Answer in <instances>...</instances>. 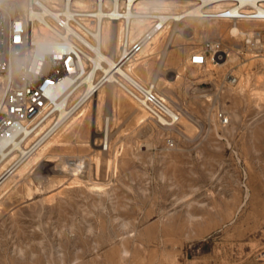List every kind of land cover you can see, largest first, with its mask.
<instances>
[{"label":"rangeland","instance_id":"374dc122","mask_svg":"<svg viewBox=\"0 0 264 264\" xmlns=\"http://www.w3.org/2000/svg\"><path fill=\"white\" fill-rule=\"evenodd\" d=\"M174 27L132 74L180 122L100 87L0 187V264H264V49L246 36L264 22ZM206 41L223 57L193 66Z\"/></svg>","mask_w":264,"mask_h":264},{"label":"built area","instance_id":"2783aa9c","mask_svg":"<svg viewBox=\"0 0 264 264\" xmlns=\"http://www.w3.org/2000/svg\"><path fill=\"white\" fill-rule=\"evenodd\" d=\"M147 3L158 6L142 9ZM191 19L233 25L264 22V0H26V9L14 16L0 4V136L19 126L27 143L47 127L25 147L26 157H19L3 175L21 166L76 113L79 99H72L85 87L83 79L95 73L103 74L99 88L114 84L150 120L177 125L180 115L132 70L162 32ZM106 25L120 29L115 62L107 73L93 60L101 51L108 53L102 47ZM246 36L250 45L264 49L263 32ZM221 57L220 43L206 41L190 63L204 67ZM219 119L226 122L222 114ZM100 146L107 150L106 141Z\"/></svg>","mask_w":264,"mask_h":264},{"label":"bare ground","instance_id":"6f19581e","mask_svg":"<svg viewBox=\"0 0 264 264\" xmlns=\"http://www.w3.org/2000/svg\"><path fill=\"white\" fill-rule=\"evenodd\" d=\"M10 3L13 4V7L8 8L9 7L8 5H10ZM0 4L4 5L7 8L8 13H9L10 16H14L16 14H19V13H21L22 11H24L26 9V1L25 0L24 1L23 0H0ZM142 5H143L142 6V9H146V7H149V6H153V8H156V6H158V5L151 4V3L142 4ZM170 5L171 4H166L165 6L168 7ZM177 25H178V23L175 24V27H174L173 31L175 29H177ZM136 26L139 28V30L141 32L142 31V28H141L142 23L138 22V23H136ZM119 31H120L119 27L117 28V27L112 26V25H106L105 28H104L103 35H102V47L108 53H104L103 51H101V53H98V56L96 58L93 57V60H94L95 64H98V66L101 64L100 65L101 66L100 69L103 72H106L107 73L108 72V69L115 62L114 61V56L116 54V51H117V48H118V45H119V42H118L119 34H120ZM163 33L164 32H162L161 34H163ZM231 33L233 35H238V34L241 33V31L235 26L231 30ZM151 50H153V49H151ZM102 75L103 74L99 75V74L95 73L93 78H91V77H85L83 79V83L85 84L84 89L82 91L78 92L73 97V99L75 97H76L77 100L79 99V101L77 102V106L78 107H80L85 101H88L91 98H96L97 97V92H98V89H99V81H100V78L102 77ZM141 118H143V117H141ZM143 120H144V118H143ZM73 123L74 122H72V124ZM72 124H70L69 127ZM108 125H109V120L107 119L106 120V127H107V129H106V131L103 134V140L106 141L107 147H109V145H110L109 144L110 133H109V130H108ZM22 131H23V129L21 127L17 126L15 128H13L12 130H10V131H8V132H6V133H4L3 135L0 136V167H2V165H5L3 163L8 162V161H11L15 157V156H13V154L15 152H18L19 153V157H23V158L26 157L27 151H26L25 147L23 146V144H24L23 137L20 136V134L22 133ZM48 147H46V148H48ZM43 153L44 152H41V154L39 153L38 156L36 158H34V160L32 159V161H37L39 159V157L42 156ZM27 163H26V166L23 164L24 167H27V165L30 166L33 162L31 164L30 163L27 164ZM2 168H4V167H2ZM18 168H15L14 170H11L7 174H4L5 176L3 174L0 175V181H1L0 187L4 183H7V181H8L7 179ZM8 169H6V170H8ZM22 169L24 171L27 168H25V169L24 168H21V170ZM21 176H22V173H21Z\"/></svg>","mask_w":264,"mask_h":264},{"label":"water","instance_id":"95a60500","mask_svg":"<svg viewBox=\"0 0 264 264\" xmlns=\"http://www.w3.org/2000/svg\"><path fill=\"white\" fill-rule=\"evenodd\" d=\"M0 183H1V181H0Z\"/></svg>","mask_w":264,"mask_h":264}]
</instances>
